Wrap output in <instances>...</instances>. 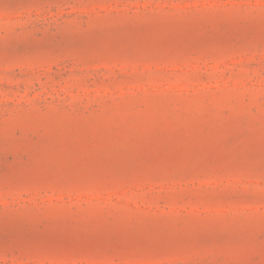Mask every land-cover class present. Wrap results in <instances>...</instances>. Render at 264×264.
<instances>
[{"label":"rangeland","instance_id":"rangeland-1","mask_svg":"<svg viewBox=\"0 0 264 264\" xmlns=\"http://www.w3.org/2000/svg\"><path fill=\"white\" fill-rule=\"evenodd\" d=\"M0 264H264V0H0Z\"/></svg>","mask_w":264,"mask_h":264}]
</instances>
